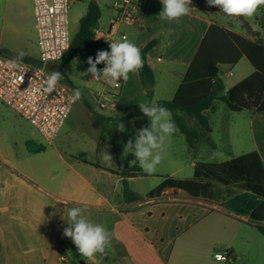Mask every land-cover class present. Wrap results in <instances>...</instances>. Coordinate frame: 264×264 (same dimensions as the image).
<instances>
[{"label":"crops","instance_id":"1","mask_svg":"<svg viewBox=\"0 0 264 264\" xmlns=\"http://www.w3.org/2000/svg\"><path fill=\"white\" fill-rule=\"evenodd\" d=\"M92 1L97 2L101 10V18L95 26L106 33L116 17L114 0H71L69 20L74 14L80 24ZM190 8L191 14L180 18L179 22H167L160 20L157 15L162 10L160 0H141L136 11L138 24L118 27L113 31L112 39L106 42L110 44L123 40V36H126V39L142 50L150 42L158 41V45L147 55L156 79L153 98L157 102L174 98L212 24H218L250 40L260 38L264 41L259 22L261 15L255 14L252 18L229 17L221 13L218 7L209 6L207 0H197ZM78 29L71 30L72 35ZM253 35L255 39L251 38ZM161 43L165 45L163 50ZM0 55L29 64H39L35 25L30 37L18 38L12 48L3 50ZM75 58L82 63L78 55L72 60ZM246 60L242 58L233 67L236 69L245 66ZM63 64H50L49 71L66 66ZM160 64L164 66L158 72ZM82 65L84 66L83 63ZM85 70L87 71L86 68ZM228 74L233 75L232 71ZM138 76L140 89L135 85ZM160 79L172 83L166 98L157 97ZM133 81L134 89L141 90L142 96H145L147 91L143 87L139 71L124 81L122 93L130 92ZM69 83L77 90L72 82ZM227 90L229 89L226 87ZM89 92L94 95L98 105L84 99V109L89 115L71 121L73 109L52 145L46 144L40 133L26 120L29 126L12 127V134L0 122V264H73L69 250L64 246L63 236V230L68 226L64 219L72 207L83 208L84 214L93 223L103 224L113 234L111 247L103 254L97 253L92 259L85 258L88 264H208L212 254L217 259L222 254L216 252L215 245L209 246V239L216 232L218 219L212 218L203 225L198 219L192 224L196 229L190 233H186L187 226L184 229L177 226L175 232L165 234L161 227L151 228L140 217L141 207L156 208L158 205L154 203L164 197L174 193L184 194L186 191L166 187L150 196L156 188L145 193L138 188L140 181L148 178L149 174L146 173L148 177L122 175L136 164V160L134 165L126 167L119 164L122 151L118 146L120 136L115 125L119 121L128 122L139 117L147 123L148 121L143 116H137L142 112L129 114L121 111L117 100L111 99L104 87L101 92ZM102 95L110 98L104 109H101L98 102ZM86 103L92 110L86 107ZM246 111L251 114L249 127L254 150L238 155L229 152V157L231 159L256 151L264 163V113L250 110L236 113L243 114ZM96 116H101L103 121L99 123ZM135 134L136 129L132 132L133 136ZM212 134L213 128L211 136ZM226 135L229 146L233 147L235 142L231 140L230 127L227 128ZM213 145L217 149L216 144ZM107 151L113 156L114 162L110 165L102 162V154ZM125 184L133 194L142 199L126 201ZM172 200L177 201L179 198ZM188 200L193 201L192 198ZM197 205L211 209L218 216L235 217L222 204L199 200ZM198 206L195 210L202 211ZM152 216V211H149V217ZM226 252L231 253L234 260L238 258L234 248Z\"/></svg>","mask_w":264,"mask_h":264},{"label":"rangeland","instance_id":"2","mask_svg":"<svg viewBox=\"0 0 264 264\" xmlns=\"http://www.w3.org/2000/svg\"><path fill=\"white\" fill-rule=\"evenodd\" d=\"M264 6H261L256 15L260 16ZM71 29L76 30L79 26V21L74 17V14L70 17ZM34 14L32 0H0V54L5 49L12 48L17 43L18 38L30 37L34 29ZM235 29V27H232ZM263 36H264V32ZM255 39L253 35L251 37ZM158 66V72L161 67ZM53 71H59L62 73L61 82L64 84H70L72 82L75 88L79 89L82 93L80 100L73 108L71 115L72 120L83 119L89 115L84 109V99L92 101L94 105H98L97 100L94 99V95L90 94L101 92L104 87L100 82L93 80L91 74L83 75L86 72L84 66L78 58H75L64 67L56 68ZM232 71L233 75L228 74ZM52 72V71H51ZM254 72L253 66L248 60L245 62V66L239 68L233 67L232 69H222L221 80L225 86L230 89L234 87L244 78H247ZM134 73L129 74V78ZM139 76L135 81V85L139 88ZM141 85V84H140ZM70 86V85H69ZM71 87V86H70ZM144 87V86H143ZM172 83L166 80L160 79L157 89V97L166 98V94L171 91ZM130 92L122 93V89L118 91L117 97L112 98L117 100L121 111L129 114L135 112H141L138 103L142 102H155L153 95L142 96L141 90L134 89V81L131 84ZM143 89V88H142ZM163 94V95H162ZM108 96H100L99 103L108 104ZM96 100V101H95ZM166 100V99H162ZM209 118L212 122L213 134L212 140L216 144V148L207 143L205 140H200L196 149H192L186 143L185 137L180 134L176 127L175 133L166 141L164 148V158L157 166V171L151 174L148 178L140 181L138 186L139 190L143 193L148 192L152 188H158L166 178H173L176 180L192 179L195 176V167L198 163L211 162L218 163L224 162L230 159L229 152L240 154L254 150L253 139L250 131L251 114L246 111L243 114L230 111L227 106L218 101L215 104V109L208 111ZM264 117V116H262ZM148 121V119H147ZM0 122L4 123L8 130V133L12 134V127H28L29 124L15 112L7 110L0 104ZM127 131L119 133L118 146L123 153V144L128 141L132 135L134 129H140L147 126L148 123L142 118H133L128 122H124ZM137 125V126H136ZM231 128V140H233V147L229 146V139L226 135L227 128ZM112 129L113 126H112ZM122 156V154H121ZM120 156V165L126 167L135 164V156L131 153L125 158ZM206 183H209V187L201 189L198 197H191L190 194L185 192L184 194H170L159 200L158 207L153 206L141 207L139 215L145 219L151 228L161 227L165 234L175 232L177 226L184 229L187 226V232H193L196 226L192 224L196 220H201L200 224L203 225L212 218L218 219V224L215 227L216 232L213 238L209 239V246L215 245L216 252L222 255L226 254L227 250L234 248L238 258L234 260L232 256L231 261H218L212 254L208 259V264H264V236L253 226L254 222L251 219V213L249 210V202L255 200L252 195L246 194L238 185H230L229 187L215 183L212 179H205ZM244 195L243 198H236L239 195ZM172 198H179L177 201H173ZM192 198L193 201L188 200ZM207 200L208 203L222 204L224 208L232 211L235 217L226 218L213 214L211 209H206L197 205V202ZM195 201V202H194ZM248 205V206H247ZM200 207L203 210H195V207ZM149 211H152L153 216L149 217ZM241 213L237 217V213ZM196 216V217H195ZM258 224L264 226V222ZM204 261V259H203Z\"/></svg>","mask_w":264,"mask_h":264},{"label":"trees","instance_id":"3","mask_svg":"<svg viewBox=\"0 0 264 264\" xmlns=\"http://www.w3.org/2000/svg\"><path fill=\"white\" fill-rule=\"evenodd\" d=\"M100 18V7L97 2L92 1L87 14L80 21L78 32L72 35L71 46L63 65H67L78 55L88 69L90 67L86 62L88 57L91 56L95 60L98 51H110V44L95 41L93 37L92 28ZM259 22L264 32V11ZM157 45L158 41H152L141 50L143 67L139 70V75L148 96L154 94L156 79L147 55ZM242 58L249 61L254 72L226 91L221 80V70L223 67L236 66ZM104 66L103 63L97 65L98 69ZM216 101L223 102L232 112L250 110L264 113V41L262 39L250 40L218 24H212L174 98L160 100L157 104L170 110L172 120L180 134L185 137L190 148L196 149L200 140H205L214 147L211 139L212 126L206 112L214 108ZM86 107L92 110L88 103ZM137 116H143L147 120L142 113ZM96 119L99 123L103 121L101 116H96ZM122 175L148 177L140 168L138 161ZM205 179H212L215 183L226 187L232 184L238 185L245 191V195H252L255 200L249 202L248 208L251 211V219L256 222L253 226L264 236V226L258 224L264 222V163L256 151L232 157L222 163H198L194 178L186 180L166 178L154 192L150 193V196L166 187H175L183 189L191 197H198L201 189H206L210 185L204 182ZM243 196L241 194L236 198L241 200ZM124 197L126 201L142 199L139 195L133 194L126 184ZM64 246L68 248L73 264H88L77 252L70 238L65 237Z\"/></svg>","mask_w":264,"mask_h":264},{"label":"clouds","instance_id":"4","mask_svg":"<svg viewBox=\"0 0 264 264\" xmlns=\"http://www.w3.org/2000/svg\"><path fill=\"white\" fill-rule=\"evenodd\" d=\"M160 3L162 10L157 15L162 21L179 22L180 18L191 14L192 0H160ZM207 4L218 7L221 13L229 17L252 18L264 6V0H207ZM160 47L163 50L165 45L161 43ZM86 62L90 67L83 75L91 74L93 80L103 79L108 85L116 87H119V81L126 82L130 73H136L143 67L141 49L126 38L110 42V51H98L95 60L90 56ZM101 63L105 66L98 69L97 65ZM20 70L23 71V67ZM61 78V72L52 71L45 80V91L54 92ZM81 95L79 89L74 90L71 99L78 100ZM138 107L147 117L148 125L137 129L135 137H130L123 144L121 158L133 154L140 168L151 175L163 160L165 143L175 133L176 126L169 109L147 101L138 103ZM115 128L120 133L127 131L123 121L117 122ZM102 162L110 165L114 162L113 156L108 151L104 152ZM84 212L81 207L68 210L64 219L68 226L64 228L63 236L72 240L82 257L92 259L97 253L103 254L111 247L113 234L103 224L93 223Z\"/></svg>","mask_w":264,"mask_h":264},{"label":"built area","instance_id":"5","mask_svg":"<svg viewBox=\"0 0 264 264\" xmlns=\"http://www.w3.org/2000/svg\"><path fill=\"white\" fill-rule=\"evenodd\" d=\"M35 27L38 37L39 64H29L0 55V103L30 123L42 136L45 143L52 145L62 131L77 100L71 99L74 89L59 81L52 93L45 91V80L51 74L50 64L63 63L70 49L72 33L70 30L71 0H32ZM197 0H192L194 5ZM141 0H114L116 17L110 30L103 33L94 26L95 41L103 43L112 39L113 31L120 26H134L139 20L136 11ZM264 11V7L263 10ZM126 36H123L125 39ZM160 60V59H159ZM23 67V71L20 68ZM104 85L108 94L115 98L123 88L110 86L102 79L96 80ZM101 109L106 105L100 103ZM231 253L217 256L218 261H231Z\"/></svg>","mask_w":264,"mask_h":264},{"label":"water","instance_id":"6","mask_svg":"<svg viewBox=\"0 0 264 264\" xmlns=\"http://www.w3.org/2000/svg\"><path fill=\"white\" fill-rule=\"evenodd\" d=\"M48 68H49V66H48Z\"/></svg>","mask_w":264,"mask_h":264}]
</instances>
